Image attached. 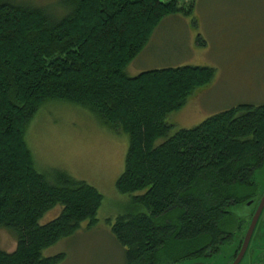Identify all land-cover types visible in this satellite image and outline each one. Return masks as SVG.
Wrapping results in <instances>:
<instances>
[{
  "label": "trees",
  "instance_id": "1",
  "mask_svg": "<svg viewBox=\"0 0 264 264\" xmlns=\"http://www.w3.org/2000/svg\"><path fill=\"white\" fill-rule=\"evenodd\" d=\"M196 0H60V13L0 0V228L16 240L0 264H60L43 252L94 228L101 193L64 170L39 173L26 142L50 103H68L128 136L110 232L125 264H183L215 248L234 207L264 181V105H238L196 128L167 117L213 80L208 67L126 69L169 17ZM163 143L157 145V141ZM59 214L41 224L50 211Z\"/></svg>",
  "mask_w": 264,
  "mask_h": 264
},
{
  "label": "rangeland",
  "instance_id": "2",
  "mask_svg": "<svg viewBox=\"0 0 264 264\" xmlns=\"http://www.w3.org/2000/svg\"><path fill=\"white\" fill-rule=\"evenodd\" d=\"M60 0H11L60 13ZM208 67L212 82L195 91L166 122L190 130L205 120L238 105H264V0H196L189 17H169L158 27L146 50L126 69L129 77L145 70ZM27 145L37 171L55 169L96 188L104 200L97 224L87 223L74 236L43 252L44 257L64 255L60 264H125L124 249L110 227L124 213L131 196L121 194L116 182L124 171L128 136L101 125L89 112L68 103L41 108L28 128ZM163 141H157V145ZM61 207L47 213L44 224ZM16 240L0 228V251L13 253Z\"/></svg>",
  "mask_w": 264,
  "mask_h": 264
},
{
  "label": "flooded vegetation",
  "instance_id": "3",
  "mask_svg": "<svg viewBox=\"0 0 264 264\" xmlns=\"http://www.w3.org/2000/svg\"><path fill=\"white\" fill-rule=\"evenodd\" d=\"M264 178V177H263ZM260 191L253 185L249 197L234 207L228 219V229L221 231L215 248L205 249L193 260L183 264H264V207L247 243L250 224L264 196V181Z\"/></svg>",
  "mask_w": 264,
  "mask_h": 264
},
{
  "label": "water",
  "instance_id": "4",
  "mask_svg": "<svg viewBox=\"0 0 264 264\" xmlns=\"http://www.w3.org/2000/svg\"><path fill=\"white\" fill-rule=\"evenodd\" d=\"M263 207H264V196H263V198H262V201H261V203H260V206H259V208H258V211L256 212V214H255V216H254V218H253V220H252V222H251V224H250V228H249L248 235H247V237H246V241H245V243H247L248 240L250 239V236H251V234H252V231H253L254 228H255L256 222H257V220H258V218H259V216H260V213H261V210H262ZM192 264H202V263H192Z\"/></svg>",
  "mask_w": 264,
  "mask_h": 264
}]
</instances>
